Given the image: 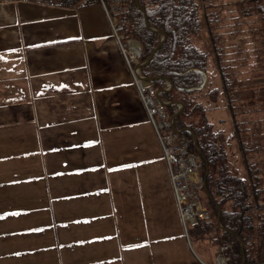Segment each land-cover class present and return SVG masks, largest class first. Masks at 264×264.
Wrapping results in <instances>:
<instances>
[{
  "label": "crops",
  "instance_id": "0c3cea01",
  "mask_svg": "<svg viewBox=\"0 0 264 264\" xmlns=\"http://www.w3.org/2000/svg\"><path fill=\"white\" fill-rule=\"evenodd\" d=\"M195 232L102 5L0 3V264L213 263Z\"/></svg>",
  "mask_w": 264,
  "mask_h": 264
},
{
  "label": "trees",
  "instance_id": "16d2710c",
  "mask_svg": "<svg viewBox=\"0 0 264 264\" xmlns=\"http://www.w3.org/2000/svg\"><path fill=\"white\" fill-rule=\"evenodd\" d=\"M129 1L132 5L129 15L134 21L135 34L144 43L149 56L165 36L163 44L145 65L144 73L153 78L155 86L161 90L166 87V80L172 84L171 90L162 91V97L170 101V112L177 103L184 105L175 123L189 139L191 151L200 156L203 166L201 191L204 204L212 209V215L210 221L197 228L196 234H207V238L216 245H231L226 251L230 264L263 263L264 190L263 185L257 188L260 177L251 170L250 166L253 165H249L245 159L246 143L241 139L240 132L234 135L247 174L241 177L230 172L232 166L227 149L230 150L231 146L226 141L225 146L219 143L220 133L214 130L213 123L205 116L208 109L201 100L208 101L210 105L217 104L221 85L223 97L226 99L229 94V84L224 79L220 87L214 84L215 79L219 80L218 71L222 69L220 64L224 49L217 46L218 34L212 28L215 16L207 11L210 5L206 4L207 0H137L139 6L135 0ZM96 3L98 0H57L58 5L66 8ZM201 3L204 5L202 9ZM201 32L205 36L201 38L203 48L197 44ZM205 76H208V82L203 89H199ZM204 91V97L199 99V94ZM227 102L231 112L232 106ZM191 105L201 114L203 124L202 121L200 125L188 123L193 120V113H189ZM195 122L198 123V120ZM194 137L196 147L193 145ZM219 213L218 225L215 218L217 221ZM214 229L216 233H213Z\"/></svg>",
  "mask_w": 264,
  "mask_h": 264
},
{
  "label": "rangeland",
  "instance_id": "374dc122",
  "mask_svg": "<svg viewBox=\"0 0 264 264\" xmlns=\"http://www.w3.org/2000/svg\"><path fill=\"white\" fill-rule=\"evenodd\" d=\"M206 4L210 5L207 11L215 16L212 28L218 34L217 46L224 49L220 64L222 69L218 71L219 80L215 79L214 84L220 87L224 79L229 84V94L226 99L223 97L221 85L216 105L210 106L208 101L201 99L205 91L199 94V99L208 109L206 114L213 123L214 130H221L223 133L219 135V143L225 146L226 141L231 146L230 150L227 149L232 166L230 172L241 177H246L247 174L245 161L240 157L241 151L238 152L237 149L239 143L234 135L240 132L241 139L246 143L245 159L249 165H253L250 166L251 170L261 179L257 188H262L263 185L264 190V0H207ZM200 7H204L203 3ZM131 29L135 31L133 20ZM203 32L197 40L200 48L204 47L201 43L205 38ZM208 43L210 44L209 39ZM227 100L232 106L231 112L228 110ZM192 107L191 105L189 113H193L192 117H198L195 118L198 123L196 120L188 123L200 125L201 114ZM231 135L234 136L229 140ZM215 222L217 223L216 218Z\"/></svg>",
  "mask_w": 264,
  "mask_h": 264
},
{
  "label": "built area",
  "instance_id": "2783aa9c",
  "mask_svg": "<svg viewBox=\"0 0 264 264\" xmlns=\"http://www.w3.org/2000/svg\"><path fill=\"white\" fill-rule=\"evenodd\" d=\"M34 1L52 4L55 0H0V3ZM100 3L106 12L113 35L133 77L148 121L162 148L182 223L188 233V230L199 220L208 218V210L201 205L198 187L192 180V175L201 169L200 161L189 152V145L185 138L173 130L172 119L166 106L160 100L159 91L153 84L146 81L141 73L140 64L143 62L146 51L140 40L132 34V19L128 15L131 8L130 1L100 0ZM228 247L225 246L221 250L224 251ZM227 260L225 257H220L216 264H227Z\"/></svg>",
  "mask_w": 264,
  "mask_h": 264
},
{
  "label": "water",
  "instance_id": "95a60500",
  "mask_svg": "<svg viewBox=\"0 0 264 264\" xmlns=\"http://www.w3.org/2000/svg\"><path fill=\"white\" fill-rule=\"evenodd\" d=\"M136 1V4H137V6H139V3H138V1L137 0H135ZM165 39V36L163 37V39H162V41H161V43H159L156 47H155V49H154V51L151 53V55L148 57V59H147V61H146V63L145 64H148L149 62H150V60L152 59V56L154 55V53L160 48V46L163 44V40ZM152 80H154V79H152ZM168 81V80H167ZM169 82V81H168ZM206 82H207V77L205 76V78H204V82H203V84L201 85V87H199V89H202L205 85H206ZM170 83V82H169ZM172 88V84L170 83V88L169 89H167V90H162V91H168V90H170ZM191 90H195V89H191ZM196 144H197V140H196V138L194 137V145H195V147H196ZM218 223H220V213H219V217H218Z\"/></svg>",
  "mask_w": 264,
  "mask_h": 264
}]
</instances>
